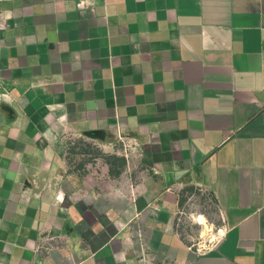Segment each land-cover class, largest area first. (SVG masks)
<instances>
[{
  "label": "crops",
  "instance_id": "crops-1",
  "mask_svg": "<svg viewBox=\"0 0 264 264\" xmlns=\"http://www.w3.org/2000/svg\"><path fill=\"white\" fill-rule=\"evenodd\" d=\"M85 136L118 176L70 167ZM0 264H264V0H0Z\"/></svg>",
  "mask_w": 264,
  "mask_h": 264
},
{
  "label": "rangeland",
  "instance_id": "rangeland-1",
  "mask_svg": "<svg viewBox=\"0 0 264 264\" xmlns=\"http://www.w3.org/2000/svg\"><path fill=\"white\" fill-rule=\"evenodd\" d=\"M107 150L104 144L88 136L74 138L68 143L67 161L73 169L99 168L101 164H106V155H113ZM199 216L204 218V222H199ZM177 230L194 249L204 250L216 242L222 234L221 215L207 194L196 188L183 192L177 214Z\"/></svg>",
  "mask_w": 264,
  "mask_h": 264
},
{
  "label": "trees",
  "instance_id": "trees-1",
  "mask_svg": "<svg viewBox=\"0 0 264 264\" xmlns=\"http://www.w3.org/2000/svg\"><path fill=\"white\" fill-rule=\"evenodd\" d=\"M104 161L108 165V171L111 176H118L125 166V158L123 156L106 155Z\"/></svg>",
  "mask_w": 264,
  "mask_h": 264
},
{
  "label": "bare ground",
  "instance_id": "bare-ground-1",
  "mask_svg": "<svg viewBox=\"0 0 264 264\" xmlns=\"http://www.w3.org/2000/svg\"><path fill=\"white\" fill-rule=\"evenodd\" d=\"M198 220H199L200 223L204 222V218L202 216H199Z\"/></svg>",
  "mask_w": 264,
  "mask_h": 264
}]
</instances>
